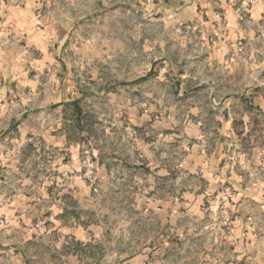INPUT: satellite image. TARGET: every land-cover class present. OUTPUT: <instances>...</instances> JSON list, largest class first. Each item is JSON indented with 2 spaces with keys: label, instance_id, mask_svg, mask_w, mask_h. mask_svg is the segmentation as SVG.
I'll use <instances>...</instances> for the list:
<instances>
[{
  "label": "crops",
  "instance_id": "0c3cea01",
  "mask_svg": "<svg viewBox=\"0 0 264 264\" xmlns=\"http://www.w3.org/2000/svg\"><path fill=\"white\" fill-rule=\"evenodd\" d=\"M263 17L264 0H0V187L99 191L144 224L133 254L264 264V157L232 136ZM0 264L35 263L0 234Z\"/></svg>",
  "mask_w": 264,
  "mask_h": 264
},
{
  "label": "rangeland",
  "instance_id": "374dc122",
  "mask_svg": "<svg viewBox=\"0 0 264 264\" xmlns=\"http://www.w3.org/2000/svg\"><path fill=\"white\" fill-rule=\"evenodd\" d=\"M245 41L247 95L242 97L240 110L239 101L235 103L232 136L240 138L242 152L255 163L264 157V17L256 33L249 32ZM89 131L99 140V112L92 113ZM0 200L16 201L0 207V234L23 242L35 264L179 262L173 251L172 255L133 254L142 249L144 224L136 219L130 223L126 209L99 207V191L80 196L73 190L48 189L37 181L16 183L11 177L0 187ZM150 228L154 233L156 226Z\"/></svg>",
  "mask_w": 264,
  "mask_h": 264
}]
</instances>
